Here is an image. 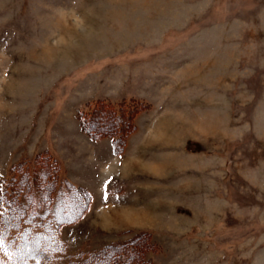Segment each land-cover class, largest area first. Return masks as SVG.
<instances>
[{"label": "rangeland", "instance_id": "1", "mask_svg": "<svg viewBox=\"0 0 264 264\" xmlns=\"http://www.w3.org/2000/svg\"><path fill=\"white\" fill-rule=\"evenodd\" d=\"M101 102L129 106L119 151L82 126ZM49 153L90 205L61 256L0 240V264L134 237L152 264H264V0H0V191Z\"/></svg>", "mask_w": 264, "mask_h": 264}, {"label": "trees", "instance_id": "2", "mask_svg": "<svg viewBox=\"0 0 264 264\" xmlns=\"http://www.w3.org/2000/svg\"><path fill=\"white\" fill-rule=\"evenodd\" d=\"M126 106L129 107L121 104V114H118L111 105L97 103L88 114L90 117L84 116L82 126L86 131L93 130L92 133L97 135L112 134L115 149H120L119 146L123 149L125 144L122 146L117 141L118 129L115 127L118 124L122 126L123 110ZM95 115H109L113 128L107 129L110 124H93L91 119ZM132 125L134 123L130 122L126 126L129 132L136 128V125ZM62 170L58 159L51 153L41 154L28 162L16 164L11 169L9 179L2 181L0 240L4 245L7 243L5 251L15 249L22 258H31L34 256L31 251L35 245L36 259L46 260V256H61L66 247L60 236L63 224L81 218L87 211L92 197L87 188L60 177ZM58 206L63 208L58 209ZM139 239L141 238L134 237L127 241L107 244L101 249L89 252L86 258L78 260L77 264H121V258L127 261L123 255L131 256L133 261V256H136L137 264H152L150 260L142 258ZM18 261L20 262V259Z\"/></svg>", "mask_w": 264, "mask_h": 264}, {"label": "snow or ice", "instance_id": "3", "mask_svg": "<svg viewBox=\"0 0 264 264\" xmlns=\"http://www.w3.org/2000/svg\"><path fill=\"white\" fill-rule=\"evenodd\" d=\"M105 187H107V185H105Z\"/></svg>", "mask_w": 264, "mask_h": 264}]
</instances>
